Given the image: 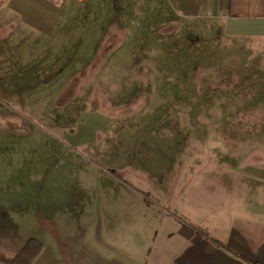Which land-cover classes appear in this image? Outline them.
I'll list each match as a JSON object with an SVG mask.
<instances>
[{"label": "rangeland", "instance_id": "1", "mask_svg": "<svg viewBox=\"0 0 264 264\" xmlns=\"http://www.w3.org/2000/svg\"><path fill=\"white\" fill-rule=\"evenodd\" d=\"M160 1L88 0L41 33L0 23V264L31 239L32 264H95L118 255L106 244L147 263L195 185L256 188L264 40Z\"/></svg>", "mask_w": 264, "mask_h": 264}, {"label": "crops", "instance_id": "2", "mask_svg": "<svg viewBox=\"0 0 264 264\" xmlns=\"http://www.w3.org/2000/svg\"><path fill=\"white\" fill-rule=\"evenodd\" d=\"M163 2L179 19L209 20L221 33L264 40V0ZM84 6L88 8V0H0V23H27L41 33L51 23L74 20ZM253 176V190L247 175L241 177L239 190H233V184L225 191L195 185L196 195L187 202L192 208L168 218L170 225L157 233L147 263L120 255L117 247L102 240L103 247L118 255H102L95 264H264V173Z\"/></svg>", "mask_w": 264, "mask_h": 264}, {"label": "trees", "instance_id": "3", "mask_svg": "<svg viewBox=\"0 0 264 264\" xmlns=\"http://www.w3.org/2000/svg\"><path fill=\"white\" fill-rule=\"evenodd\" d=\"M43 249V245L31 239L27 245L18 253L13 259H8L7 262L12 264H32V262L39 256Z\"/></svg>", "mask_w": 264, "mask_h": 264}]
</instances>
